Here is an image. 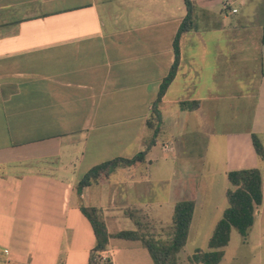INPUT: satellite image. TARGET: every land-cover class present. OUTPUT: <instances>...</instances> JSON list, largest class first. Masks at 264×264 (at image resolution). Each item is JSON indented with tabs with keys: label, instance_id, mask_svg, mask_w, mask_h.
Returning <instances> with one entry per match:
<instances>
[{
	"label": "crops",
	"instance_id": "obj_1",
	"mask_svg": "<svg viewBox=\"0 0 264 264\" xmlns=\"http://www.w3.org/2000/svg\"><path fill=\"white\" fill-rule=\"evenodd\" d=\"M192 2L195 25L180 38L145 161L78 195L92 167L147 149L185 2L0 0V264H87L96 239L80 203L103 212L108 264H154L140 241L115 235L143 232L141 216L159 225V190L173 199L172 215L177 202H194L195 168L210 169L213 148L221 147L226 177L264 164L252 142L256 135L264 146V0ZM241 13L233 27L229 17ZM234 105L245 126L219 132L215 120ZM164 136L175 148L163 150L185 162L166 178L151 170Z\"/></svg>",
	"mask_w": 264,
	"mask_h": 264
},
{
	"label": "trees",
	"instance_id": "obj_2",
	"mask_svg": "<svg viewBox=\"0 0 264 264\" xmlns=\"http://www.w3.org/2000/svg\"><path fill=\"white\" fill-rule=\"evenodd\" d=\"M187 15L182 21L173 46L175 59L167 77L163 80L157 99L153 103L152 114L147 121L149 129L153 130V137L147 149L131 158H114L92 167L77 183L76 192L81 195L84 188L109 179L110 175L119 167H131L145 161L148 149L155 144L161 123L159 104L166 94L169 86L175 79L180 64V38L182 34L191 31L195 25V6L192 0H184ZM188 103H182L186 106ZM197 102L190 104L192 108ZM253 147L256 154L264 159V146L262 141L252 135ZM231 188L226 193L228 207L222 218L217 222L214 232L208 243V250H197L190 258V262L197 264H220L224 257V249L231 240V233L236 229L243 237H247L255 220L256 212L263 203V179L258 168L230 171L227 174ZM195 204L184 200L177 202L173 215L169 238L155 239L135 231H122L115 236L118 239L138 240L149 252L154 264H179V253L185 247L193 219ZM79 209L87 219L95 235L96 244L90 253L87 264H101L98 258L100 253L107 250L111 235L108 232L103 212L95 207H86L82 203Z\"/></svg>",
	"mask_w": 264,
	"mask_h": 264
},
{
	"label": "rangeland",
	"instance_id": "obj_3",
	"mask_svg": "<svg viewBox=\"0 0 264 264\" xmlns=\"http://www.w3.org/2000/svg\"><path fill=\"white\" fill-rule=\"evenodd\" d=\"M241 16L242 13L229 17L233 27L237 24L236 20H240ZM228 29L229 31H233L232 27H228ZM252 68L253 67L250 66L249 70ZM247 73L249 76L252 74L250 71H247ZM229 90L231 89L229 88ZM244 114L240 106L234 105L232 110L229 111L224 108L215 120L219 132L243 128L247 119L241 121L238 117L235 118V116ZM185 139L187 138L185 137ZM165 142H168L171 148H175L174 139L168 136L159 138L154 152V163L151 169L155 177L159 174L162 178H166L171 176L172 173H179L183 170L181 165L185 162L182 161V155L176 157L174 153L172 154L171 150H163L162 144ZM210 154L212 157L210 169L209 167L195 168L198 174L197 181L198 183L201 181V183L198 184L196 192L192 194L193 198H195L196 210L187 243L178 256L179 264H194L190 262L189 258L199 249L208 250V243L214 232L215 226L229 206L226 193L228 189L231 188V184L228 177L223 173L221 147L217 149L213 148ZM165 159H167V161ZM260 171L263 179V203L256 212L254 224L247 237H243L236 229L232 230L230 243L224 249L225 254L220 264H264V164L261 165ZM157 186L160 187V184ZM158 197V202L164 203L163 215L161 219H158L160 220L158 222L159 225L156 224L157 218H153L152 220L154 222H152L149 218L141 216L144 218L141 222L143 225V232L141 233L155 239L166 240L172 233L171 226H169L168 223L171 221L172 215V211L171 213L169 212V207L174 201L169 198V195L165 193L164 189L161 191L159 190Z\"/></svg>",
	"mask_w": 264,
	"mask_h": 264
},
{
	"label": "built area",
	"instance_id": "obj_4",
	"mask_svg": "<svg viewBox=\"0 0 264 264\" xmlns=\"http://www.w3.org/2000/svg\"><path fill=\"white\" fill-rule=\"evenodd\" d=\"M233 12L235 13L236 10H233ZM98 260L100 261L101 264H108L109 263L108 257L103 252L100 253V257L98 258Z\"/></svg>",
	"mask_w": 264,
	"mask_h": 264
}]
</instances>
